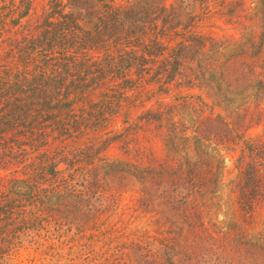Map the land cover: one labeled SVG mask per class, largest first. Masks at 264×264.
I'll return each instance as SVG.
<instances>
[{"label": "trees", "instance_id": "trees-1", "mask_svg": "<svg viewBox=\"0 0 264 264\" xmlns=\"http://www.w3.org/2000/svg\"><path fill=\"white\" fill-rule=\"evenodd\" d=\"M34 3L0 0V170L8 172L0 180V264H8L9 252L25 244L41 251L51 240L61 247H92L78 242L116 216L130 178L140 186L135 212L152 214L156 237L146 233L115 248L120 255L112 264H264V231L219 232L202 220L201 202L216 179L210 156L137 165L105 158L115 142L126 154L139 155L130 143L141 123L159 128L167 123L169 142L180 148L215 139L226 151L253 121L260 123L264 0L250 11L243 0L216 4L232 21L254 26L237 45L196 32V10L209 12L203 0H177L171 7L163 0L127 6L47 0L40 13ZM151 86L163 93L203 87L229 113L240 109L225 100L234 92L259 104L254 113L242 107L248 119L240 123L207 118L193 137L162 108L125 119L123 129L108 136L106 128L139 107ZM242 144L237 204L245 213L261 204L264 211V142ZM195 154L204 155L202 149ZM90 251L84 260L91 257V263Z\"/></svg>", "mask_w": 264, "mask_h": 264}, {"label": "rangeland", "instance_id": "rangeland-1", "mask_svg": "<svg viewBox=\"0 0 264 264\" xmlns=\"http://www.w3.org/2000/svg\"><path fill=\"white\" fill-rule=\"evenodd\" d=\"M112 1L116 6H127L136 0ZM176 1L163 0V3L166 7H171ZM220 1L203 0L204 5L207 4L209 12L205 15L203 14L204 10H196L195 15H197V18L193 21L195 30L205 38H213L223 42L225 45H237L242 37H245L246 33L255 28L248 22H245V24L234 22L228 16L223 15L216 5ZM243 1L245 7L250 11L259 0ZM46 2L47 0H35L34 4L38 13L45 7ZM148 89L152 90V92L147 95V98L142 97L141 100L143 102L139 107L132 109L126 116L127 118L120 117L115 121L113 120L106 128L105 132L108 133V136L121 131L124 127L123 121L125 119L131 122L147 110L157 111V109L162 108L169 113V118L174 117V120L178 122L187 136L193 137V132L203 128L201 121L205 123L204 121L207 118L215 119L219 115L222 119L240 123L243 121L242 119H248V116L245 117V114L241 112L242 107L248 105L249 111L254 113V108L259 104L256 102L257 100L255 101L251 97L244 98V95L234 92L231 95H225V100L232 101L234 107L240 109L229 113V109L224 112L221 108L223 105L219 106L218 102L212 101L203 87H171L166 93L156 91L153 86ZM230 105L228 104L227 107L229 108ZM261 107L263 108V113L261 114L260 123L255 125L253 121L252 125L250 124L248 128L242 131L244 132L241 135L242 138L239 137L240 140L234 142L230 150L227 151L215 139L209 141L200 140L198 142L189 141L188 149L180 148L178 143L174 142L171 145L169 142L166 134L167 123L160 128L155 124L141 123V128L135 136L136 140L130 143V146H134L139 151V155L126 154L121 143L115 142L105 152V158L110 162H132L137 165L148 163L146 159L162 163L168 158L169 161L182 163L184 158L195 161L210 156L214 162L213 171L216 174V176L214 175L216 179L209 185L207 195L201 202L200 213L202 220L207 227L214 231L225 232L228 228L236 227L247 236H254L264 231L263 204L257 206L250 213H245L238 207L236 182L240 174V165L237 164V158L243 149V142H264V103ZM199 149L203 150L204 155L198 154L197 158L195 152L199 151ZM218 163L221 165H218ZM217 167L220 169L218 170ZM7 174L8 172L0 170V180L4 179ZM130 179L126 192L120 198L116 216L110 217V222L99 227L100 230L98 232L94 230L87 232L86 241L81 240L78 242L80 245L84 244V242L87 245L91 244L92 247L79 249L78 244L77 247L75 244L68 243L66 246L61 247L57 240H51V247L47 248V251H41L36 245L25 244L24 249H14L9 252L8 264H112L114 263L115 255H120V252H115V248L117 249L124 243H129L133 240H140L146 233L150 237H156L155 228L150 224L152 214L145 215L135 212L140 186L132 178ZM156 210L166 213L162 206H158ZM112 225H114V231H111ZM91 249L94 252L95 259L91 260L90 263L91 257L88 260H84V255L91 254ZM79 255H81V258ZM125 262L122 260L120 264H127Z\"/></svg>", "mask_w": 264, "mask_h": 264}]
</instances>
